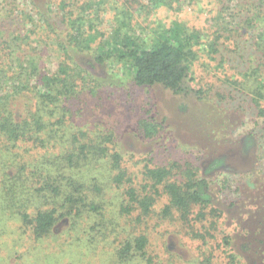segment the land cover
<instances>
[{"label":"trees","instance_id":"trees-1","mask_svg":"<svg viewBox=\"0 0 264 264\" xmlns=\"http://www.w3.org/2000/svg\"><path fill=\"white\" fill-rule=\"evenodd\" d=\"M110 1L113 40L101 39L95 53L93 0H0V264H59L78 249L86 253L78 261L97 257L86 264H255L257 257L264 264L256 244H264V196L248 202L252 191L244 189H258L264 166L240 184L231 179L238 174L208 175L223 160L207 169L152 156L136 161L110 118L94 124L77 107L102 84L92 69L105 63V51L129 67L136 87L187 94L199 52L212 57L230 44L237 52L244 42L246 67L231 84L264 117V0H206L217 14L211 43L177 20L151 39L131 34L132 8L172 10L181 0H123L121 10ZM42 39L53 42L54 71L43 69ZM154 121L140 118L133 130L153 139L161 127ZM64 222L72 242L55 235ZM51 240L54 251L45 247ZM185 246L194 248L193 260L176 251Z\"/></svg>","mask_w":264,"mask_h":264},{"label":"rangeland","instance_id":"rangeland-1","mask_svg":"<svg viewBox=\"0 0 264 264\" xmlns=\"http://www.w3.org/2000/svg\"><path fill=\"white\" fill-rule=\"evenodd\" d=\"M79 1H81L79 5L85 2ZM93 2L92 11L96 13L93 33L97 39L93 46L95 53H98L97 47L101 44L99 43L101 39L106 45L107 41L113 40L111 31L114 26L110 18L117 12L114 11V6L111 8L113 1ZM180 3L179 7L176 4L172 10H149L140 6L132 8L130 10L132 17L128 20L131 34L137 38L151 39L159 25H169L177 20L207 36L208 43H211V34L218 29L213 20L217 14L214 13L212 16L207 12L211 9L206 5L207 1L181 0ZM96 5L103 11H95ZM123 5H125L123 0H116L115 6L118 10L127 8V5ZM180 7L182 11L179 10ZM52 43L50 40L42 39V43L37 45V50L42 52L40 57L44 62V71H54L57 62ZM239 46L237 52L233 51V44L226 49L221 46L219 50L223 54L217 53L212 57L205 52H199L192 68L195 86H190L192 90L187 94H173L159 86L136 87L131 80L129 67L123 62H118L114 52L105 51L104 64L96 65L92 62L94 64L92 71L102 84L96 89V94L90 95L86 100L87 106L82 103L74 105L77 104L78 108L83 109L82 113L86 110L94 124L110 118L121 142V148L134 153L136 161L144 156H152L162 163L190 161L198 163L202 169H207L215 160H223L222 165L208 175L215 177L221 172L238 174L231 179L235 183L240 180L241 184L243 175L258 169L260 164L264 166V117L258 115L251 95L242 92L238 84H231L232 81L240 80L239 73L246 67L241 55H244L242 48L248 46L244 42ZM196 90H199L200 94H195ZM148 115H151L155 119L154 122L161 127L153 139H142L133 128L138 119L146 118ZM254 134L259 135L254 137ZM150 153L151 155H147ZM261 171L258 181L260 179L264 181V167ZM255 185L258 186L256 191L248 186L244 189L249 193L252 191V198L248 202L259 203L264 196L261 187L264 186V182L258 184L255 181ZM65 225V222L59 224L55 235L61 238V241L72 242L75 235H68ZM245 241L246 238H240L239 245ZM256 244L257 247L262 246L261 249L264 250V244L260 242ZM37 245L41 251L39 253L47 252L45 248L44 250L40 248L44 247V243ZM55 245L56 242L51 240L45 247L54 251ZM176 251L185 256L186 260H193L196 256L193 247H179ZM84 253L83 249L69 252L65 254L66 256L60 257L59 264H86L85 260L96 262L97 257L92 259L91 254L87 256L88 258H83V261H78ZM255 264H262L259 257L255 258Z\"/></svg>","mask_w":264,"mask_h":264}]
</instances>
